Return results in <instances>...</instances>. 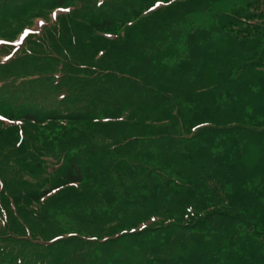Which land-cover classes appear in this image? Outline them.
Instances as JSON below:
<instances>
[{"label":"trees","instance_id":"trees-1","mask_svg":"<svg viewBox=\"0 0 264 264\" xmlns=\"http://www.w3.org/2000/svg\"><path fill=\"white\" fill-rule=\"evenodd\" d=\"M222 1L0 0V264H264V0Z\"/></svg>","mask_w":264,"mask_h":264},{"label":"snow or ice","instance_id":"snow-or-ice-1","mask_svg":"<svg viewBox=\"0 0 264 264\" xmlns=\"http://www.w3.org/2000/svg\"><path fill=\"white\" fill-rule=\"evenodd\" d=\"M165 0H155L154 3L151 4V7L148 8V11L149 12H154L155 10L159 9L160 7L163 6ZM173 2V0H167V3L171 4ZM101 3H102V0H101ZM70 11L69 9L67 8H64V9H60L59 12H68ZM51 18L53 20H56L58 19V11H51ZM38 25L40 26H43L44 25V21H38L37 22ZM25 37H27L28 35H30V33H28L27 31H25L24 33ZM23 41L21 40H17L16 43L17 44H20L22 43ZM10 42L9 40L7 39H0V64H7L11 61H13V58L18 55V52H19V49H15L14 47H11L9 46ZM60 100H63L64 99V96H60L59 97ZM5 117L3 116H0V120H4ZM195 131V129H194ZM57 190L55 188L52 189V192L49 193V195L55 193ZM155 219V218H153ZM132 231H136L135 228L132 229ZM70 236H74L76 235V233L74 232H70L69 233ZM57 239H59V237H57ZM91 239L95 240L96 237H91Z\"/></svg>","mask_w":264,"mask_h":264},{"label":"rangeland","instance_id":"rangeland-1","mask_svg":"<svg viewBox=\"0 0 264 264\" xmlns=\"http://www.w3.org/2000/svg\"><path fill=\"white\" fill-rule=\"evenodd\" d=\"M245 1L247 0H224L221 3L217 4L211 11H209L208 13H202V14H196L193 16V19L197 25H200L201 27H208L213 23V16L216 13H219V11H226V12H230L233 8H235L236 6H242ZM60 14L65 13V12H59ZM35 86V84H34ZM29 87V86H28ZM2 102V100H0V103ZM57 110L60 107V104H58L57 106ZM1 122H6L5 120H0Z\"/></svg>","mask_w":264,"mask_h":264}]
</instances>
